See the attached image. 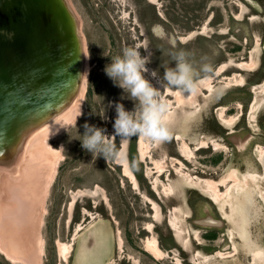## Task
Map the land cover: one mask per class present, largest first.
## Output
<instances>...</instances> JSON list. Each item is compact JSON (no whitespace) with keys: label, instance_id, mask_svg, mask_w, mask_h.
<instances>
[{"label":"rangeland","instance_id":"374dc122","mask_svg":"<svg viewBox=\"0 0 264 264\" xmlns=\"http://www.w3.org/2000/svg\"><path fill=\"white\" fill-rule=\"evenodd\" d=\"M151 1L65 0L87 58L81 64L83 74L87 66L89 71L82 100L74 101L75 92L71 99L63 93V82L55 80L57 65L53 78H48L46 65L31 67L32 76L22 75L21 93H5L13 96L6 105L24 104L27 126L17 131L27 127L29 140L22 152L13 144L12 155L18 154L13 165L0 163V177L17 179L0 186V264H264V0ZM37 12L43 27L36 39L45 42L48 15L42 6ZM129 46L140 47L142 55L151 53L144 75L168 105L165 120L172 136L163 142L131 137L122 146L125 164L94 155L82 147V139L88 123L103 129L119 147L115 104L139 111V102L105 72ZM181 49L197 66L203 61L213 66L211 74L201 76L195 93L183 94V102L165 95L164 79L165 71L176 66L170 53ZM53 55L58 57L56 51ZM62 103L61 116L72 108L80 111L65 117L71 121L61 123L66 129L48 131L63 117L55 114L49 122L47 114ZM222 112L231 123L223 122ZM234 135L250 138L240 147L230 139ZM141 139L145 156L140 154ZM25 173L34 194L22 184ZM3 228L22 247L18 261L4 251L11 238ZM62 242L71 243L68 258L62 257ZM154 242L160 255L149 249Z\"/></svg>","mask_w":264,"mask_h":264},{"label":"clouds","instance_id":"9594fccd","mask_svg":"<svg viewBox=\"0 0 264 264\" xmlns=\"http://www.w3.org/2000/svg\"><path fill=\"white\" fill-rule=\"evenodd\" d=\"M144 49L147 50V48ZM188 53L183 49L170 53V57L176 61V66L165 71L164 79L167 81L166 88L191 95L198 90V81L201 76H207L213 72V66L206 61L197 66L192 62ZM150 56L151 53L142 55L140 47L129 46L123 49L122 55L112 58V62L106 65V74L115 85L126 90L139 102V111L132 112L126 110L121 103L115 104L116 118L113 128L115 137H120L119 147L112 137L105 135L103 129L85 123L83 125L86 130L82 139L83 148L94 155H102L107 161L112 159L116 162L127 163L122 146L131 137H143L153 142H163L171 138L172 131L165 120L168 105L161 96V90L154 87L144 75L149 71L147 64ZM152 75L155 76L156 73L153 72ZM131 166L135 167V162H132Z\"/></svg>","mask_w":264,"mask_h":264},{"label":"bare ground","instance_id":"6f19581e","mask_svg":"<svg viewBox=\"0 0 264 264\" xmlns=\"http://www.w3.org/2000/svg\"><path fill=\"white\" fill-rule=\"evenodd\" d=\"M20 3H32L31 6H33L35 9H36V14H34V18L37 19V17L41 14L37 12V9L39 11V8L40 6H42V8H45L46 9V12H47V22L44 23V29L47 30V32L49 33V35L47 36H51V43L48 42H42L41 39L39 40L37 46H36V50L34 52V55L32 56V59H33V63L29 64V67H34L32 64H35L37 67L38 64H42L41 67L43 65H46L47 67H49L50 69L48 71H50V74L48 76V78H53L52 76V69H53V65L54 63H58V60L60 61V66L58 64H56L55 66L58 68L56 69L57 71L55 73H57V76L55 78L56 81H61L63 82L64 84V87H63V93L65 92L66 93V97L70 96V99L73 97V93L76 95V98L74 101L76 100H82L85 96V92H86V89H87V77H88V66H87V72H85L83 74V68H82V59L86 58V53L83 52V46L80 45V35H79V29L78 27L75 25L76 23L73 21L72 19V16H71V13H70V10L66 4H65V0H37V2L35 3V0H34V3L33 2H29L28 0H19ZM67 1V0H66ZM4 3V2H3ZM70 4V3H69ZM4 5V4H3ZM68 5V3H67ZM5 6V5H4ZM10 7V6H9ZM39 7V8H38ZM13 8V7H12ZM71 8V7H70ZM22 10V9H21ZM25 10V11H24ZM26 5L24 4V7H23V10L20 12V14L18 15V24H14V27H18V26H24L26 25V20L28 19L27 16H26ZM74 11V10H73ZM73 13H76V12H73ZM72 13V15H73ZM38 15V16H37ZM74 16V15H73ZM40 19V17H38ZM78 18V17H76ZM29 20V19H28ZM30 22V21H29ZM41 22V21H40ZM75 23V24H74ZM40 24V23H39ZM18 25V26H17ZM40 26V25H39ZM40 27H43V26H40ZM203 33V31L201 32ZM82 34V33H81ZM195 34V33H194ZM83 36V35H82ZM84 37V36H83ZM46 38V37H45ZM44 38V40H46ZM53 39V40H52ZM38 40V39H37ZM83 41H84V38H83ZM82 42V40H81ZM40 43V44H39ZM53 43V45H52ZM83 44V43H82ZM51 45L53 46V48L55 49V51L58 53V57H55V55H53V50L51 48ZM88 56V55H87ZM87 59V58H86ZM84 61V60H83ZM88 65V64H87ZM30 70V69H29ZM29 70H26L27 72H25V74H22V75H29V76H32V71H29ZM40 74V73H39ZM41 75V74H40ZM55 76V74H53ZM26 81V80H25ZM59 86V85H58ZM62 90V89H61ZM62 92V91H60ZM9 93V92H8ZM68 93V94H67ZM30 94V93H29ZM166 94L167 95H171L173 97H175L179 102H183L185 99L184 97V93L183 92H180L179 90H172L171 88H166ZM60 95H63V94H60ZM11 96V95H10ZM31 96V95H30ZM33 96V95H32ZM13 97V96H12ZM11 97V98H12ZM29 98V97H28ZM63 98V96H62ZM59 99V98H58ZM66 99H69V98H66ZM65 99V95H64V99L63 101L64 102H67V100ZM10 100V98H9ZM12 101V100H11ZM15 101V100H13ZM21 101V100H20ZM8 102V101H7ZM16 102V101H15ZM11 103V102H10ZM29 103V102H28ZM32 103V102H31ZM73 103V101H72ZM81 103V102H80ZM79 103V104H80ZM20 104V103H19ZM35 104V103H34ZM72 105V104H71ZM70 105V106H71ZM8 106V105H7ZM37 106V105H36ZM77 106L79 107V105L77 104ZM48 107V106H47ZM46 107V108H47ZM63 103H62V106L60 108V106H58L57 109L53 110L52 113H48L47 116L49 117V122H50V119L52 116H54L56 114V116L59 115L58 111L62 110L63 108ZM75 107V106H73ZM70 108V107H69ZM44 110V109H43ZM71 110V114L69 112V114H66L64 115L65 113H63V115H59L63 118H65L67 115L70 117V116H76V112L78 114V111H80V109L78 111L75 112V110H77V107L76 108H72L70 109ZM69 111V110H68ZM67 112V111H66ZM28 114V113H27ZM31 114H34V113H31ZM60 114H62V111L60 112ZM32 116V115H31ZM55 116V117H56ZM37 117V116H36ZM221 117H222V120L223 122H226V123H231V120H229L228 118H226V116L224 115V112L221 113ZM57 118V117H56ZM61 118L62 121L60 122H57L55 124H51L49 127H47V130L49 131H57V129L61 130L63 129L64 127H62L66 121H70L69 119L66 120ZM71 118V117H70ZM75 118V117H74ZM45 120V119H44ZM53 120V119H52ZM51 120V121H52ZM57 120H59L57 118ZM65 122L63 124H61L62 122ZM46 122V121H45ZM71 122V121H70ZM46 124V123H44ZM47 125V124H46ZM41 126V125H40ZM65 126V125H64ZM31 127V126H30ZM44 127V126H43ZM66 129V128H64ZM38 130V128H37ZM36 130V131H37ZM40 130V129H39ZM10 131V130H9ZM35 131V129H34ZM33 131V132H34ZM35 131V132H36ZM62 131V130H61ZM41 132V131H40ZM45 133V131H43ZM60 132V131H59ZM32 133V132H31ZM30 133V134H31ZM57 133V132H56ZM36 134H39L38 131ZM33 137H35L36 135H34V133L32 134ZM53 135V134H52ZM55 135V134H54ZM31 137V136H30ZM40 137V136H39ZM38 137V138H39ZM32 138V137H31ZM143 138V137H142ZM250 138V135H248L245 139H243L241 136H238V135H234V136H231L230 139L235 143V145H238L240 147H243L246 142H247V139ZM40 139V138H39ZM42 139V138H41ZM40 139V140H41ZM29 140V139H28ZM33 141V140H32ZM46 141V140H45ZM37 142V141H36ZM48 142V141H47ZM49 143V142H48ZM143 140L141 139V145H140V154L144 155L146 154V150L145 148L143 147ZM34 144V143H33ZM37 144V143H35ZM248 144V143H247ZM43 145V143H42ZM46 145V144H45ZM27 146V145H26ZM51 146V145H50ZM32 147V146H30ZM29 149H32L30 148ZM42 147V146H41ZM48 147V146H47ZM217 147V146H216ZM37 149V147H35ZM34 148V149H35ZM39 148V147H38ZM33 149V150H34ZM43 149V148H41ZM39 150V149H38ZM45 150V149H44ZM26 151V150H25ZM37 151V150H36ZM51 151V150H50ZM185 151V150H184ZM17 152V151H16ZM27 152V151H26ZM34 152V151H33ZM38 152V151H37ZM42 153V152H41ZM15 154V152H14ZM31 154V153H30ZM28 155V156H31L32 155ZM38 154V153H37ZM46 154H47V151H46ZM45 154V155H46ZM25 155V154H24ZM34 155V153H33ZM40 155V154H39ZM48 155V154H47ZM46 155V156H47ZM22 157V156H21ZM25 157V156H24ZM30 157V158H31ZM27 158V157H26ZM33 158V157H32ZM47 158V157H46ZM35 160V159H34ZM21 162V161H20ZM19 162V163H20ZM22 163V162H21ZM25 163V162H24ZM29 163V162H28ZM27 163V164H28ZM31 163V161H30ZM127 164V163H125ZM26 165V164H24ZM22 165V166H24ZM27 166V165H26ZM25 166V167H26ZM32 167V163L29 165ZM12 168V166H11ZM8 169H6L7 171ZM19 170H21L19 168ZM26 170V169H25ZM1 171V170H0ZM46 171V170H45ZM126 171V169H125ZM11 173V172H10ZM18 173H21L18 172ZM48 174V173H47ZM130 174V173H129ZM129 174H128V177H129ZM53 175V174H52ZM6 177L5 178H11L10 175L7 176V174L5 175ZM13 176V175H12ZM18 176V174H17ZM22 176V175H21ZM134 176V175H133ZM132 176V177H133ZM34 177V176H33ZM131 177V178H132ZM35 178V177H34ZM235 178V177H234ZM26 179V181H24ZM28 179V180H27ZM52 179V178H51ZM254 179V178H253ZM21 180H23L22 184L24 185V183L27 185L28 184V181H29V178L28 176H26V173H25V176L23 178H21ZM246 182V181H245ZM249 183V182H248ZM37 184V183H36ZM39 184V183H38ZM246 185V183H245ZM17 186V185H16ZM20 186L22 187V185L20 184ZM25 186V185H24ZM33 185H27L28 188H31ZM20 187V188H21ZM26 187V188H27ZM23 188V187H22ZM36 189V188H35ZM39 189V188H38ZM31 191V194L35 191L32 190V188L30 189ZM37 192V191H36ZM29 193V192H28ZM216 193V192H215ZM30 194V193H29ZM21 195V194H19ZM18 195V196H19ZM26 195V194H25ZM32 196V195H30ZM28 197V196H27ZM212 199L214 201L217 200V196H212ZM22 200V199H21ZM25 202V201H24ZM4 206V205H2ZM7 207V206H6ZM9 208V207H8ZM7 209V208H6ZM4 213V210L2 208H0V218H1V215ZM4 215V214H3ZM6 216V214H5ZM4 216V217H5ZM177 218V217H176ZM4 219H2L3 221ZM9 220V219H8ZM201 220V219H200ZM204 220V219H203ZM202 220V221H203ZM7 221V220H6ZM5 221V222H6ZM1 222V221H0ZM5 222H3L5 224ZM206 222V221H205ZM8 223V221H7ZM172 228L176 230L177 234L179 235L180 234V230H179V226L177 224V222L173 219L172 220ZM216 223V222H214ZM219 223V222H218ZM11 224V222H10ZM16 225V224H15ZM0 226L2 227V224H0ZM12 228V225H8V227ZM20 226V225H19ZM81 226V225H80ZM150 226V225H149ZM0 227V229H1ZM81 228V227H80ZM78 229V228H77ZM16 229L13 227V231H15ZM92 231V230H91ZM4 236L6 235L8 238L10 237L11 241H10V249L9 250H6L4 249L6 255L8 257H11L12 259L17 260V257H22V247L20 246V243H18L19 241L16 240V238H14L15 235H10L8 234V230L7 228H3L2 231H1ZM2 235V234H1ZM19 235V234H18ZM17 235V236H18ZM93 236V235H92ZM99 236V235H98ZM19 237V236H18ZM99 239V238H97ZM44 240V239H42ZM74 240V238H73ZM95 239H92V237L90 238V241L91 242H94ZM122 240V239H121ZM45 241V240H44ZM9 242V241H8ZM89 242V241H88ZM5 243V242H4ZM60 243V242H59ZM70 243V242H69ZM156 242H154V244L151 243V246H150V250L151 252H153V254H156V255H160V249L157 247V245L155 244ZM3 244V243H2ZM45 244V243H44ZM44 244H41L42 246ZM61 244V243H60ZM73 244V243H72ZM149 244V243H148ZM147 244V246H149ZM0 245H1V236H0ZM8 245V244H7ZM70 246H71V243L70 245L66 244V243H63L62 242V246H61V252L63 254L62 257H66L68 258V255L69 252H70ZM2 247V246H1ZM72 247V246H71ZM60 250V249H59ZM2 251V250H0ZM10 251V252H9ZM42 254V253H41ZM160 257V256H158ZM65 258V259H66ZM20 260V258H19ZM64 260V259H63ZM13 261V260H12ZM28 264V263H26Z\"/></svg>","mask_w":264,"mask_h":264},{"label":"water","instance_id":"95a60500","mask_svg":"<svg viewBox=\"0 0 264 264\" xmlns=\"http://www.w3.org/2000/svg\"><path fill=\"white\" fill-rule=\"evenodd\" d=\"M6 1L11 2L12 4L10 7L0 5V155L2 150L4 151V154L0 156V163L10 166L18 159V154L12 155L14 154L12 153V150L15 148L13 144L17 145L18 152H22L24 151L21 150L23 142H25V140L27 141L29 137L28 128L26 127V130L24 129V127L27 126L26 120L28 119V115L21 112L24 104L21 105L16 103L15 105L7 106L6 104L8 102H6V100H9L11 97H7L8 95H5V93H21L20 91H22L23 88L20 87L19 83L22 82V74H25V72H27L26 70L31 68L29 67V64L33 63L32 56L34 55L36 46L39 42L36 39L37 30L41 25L39 26L37 19L34 18L36 9L30 5L31 3H20L19 0ZM6 1L0 0V3H6ZM24 4L27 9L25 13L30 23L23 27L12 29L9 26V24L12 23L11 19L14 18V15L18 14L17 12L23 10ZM50 40L51 36H48L46 37L45 42ZM32 65L36 67L35 64ZM55 65L56 63L51 66ZM31 70L33 69H30L29 71ZM20 125L24 127L20 131H17V129L20 128ZM7 130H10V132ZM16 131L19 133V137L15 140L13 137L15 136ZM25 131H27V133H25ZM9 138L11 139V142L8 143ZM14 167L16 170L18 169V165H14ZM14 170L15 169L12 171ZM1 173L2 171H0V174ZM13 179L17 181V179ZM13 179H8V177L3 178L2 175L0 177V186L2 187L3 184L6 185L9 181H14ZM8 191H10V189H8ZM3 194L4 193H2V190L0 189V197ZM8 195L11 197V193ZM0 206L2 207V205Z\"/></svg>","mask_w":264,"mask_h":264},{"label":"flooded vegetation","instance_id":"af4514ba","mask_svg":"<svg viewBox=\"0 0 264 264\" xmlns=\"http://www.w3.org/2000/svg\"><path fill=\"white\" fill-rule=\"evenodd\" d=\"M151 1V0H150ZM151 2H153V1H151ZM155 3V2H154ZM161 14V13H160ZM165 95H166V88H165ZM174 236H175V233H174ZM176 237V236H175ZM75 243V242H74ZM73 243V244H74ZM69 258H70V256H69Z\"/></svg>","mask_w":264,"mask_h":264},{"label":"trees","instance_id":"16d2710c","mask_svg":"<svg viewBox=\"0 0 264 264\" xmlns=\"http://www.w3.org/2000/svg\"><path fill=\"white\" fill-rule=\"evenodd\" d=\"M132 145H133V146H132V150H133V147H134V143H133V142H132Z\"/></svg>","mask_w":264,"mask_h":264}]
</instances>
